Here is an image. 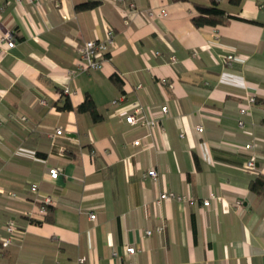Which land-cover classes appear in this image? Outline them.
Segmentation results:
<instances>
[{"label": "crops", "instance_id": "1", "mask_svg": "<svg viewBox=\"0 0 264 264\" xmlns=\"http://www.w3.org/2000/svg\"><path fill=\"white\" fill-rule=\"evenodd\" d=\"M218 1L234 18L196 27L193 3L208 0H0V40L16 42L0 57V241L8 220L18 227L0 264H264V192L249 188L264 176V0ZM84 2L96 5L75 9ZM107 29L102 68L70 73L78 46ZM86 96L101 121L76 111ZM136 101L150 130L121 115ZM251 155L255 173L243 168ZM33 183L53 197L51 220L26 215L39 205ZM164 191L186 200L157 205Z\"/></svg>", "mask_w": 264, "mask_h": 264}, {"label": "built area", "instance_id": "2", "mask_svg": "<svg viewBox=\"0 0 264 264\" xmlns=\"http://www.w3.org/2000/svg\"><path fill=\"white\" fill-rule=\"evenodd\" d=\"M20 1V0H18ZM40 0H28L31 4H38ZM130 8H134L133 4L129 5ZM154 10L149 9L147 10V14L149 16L154 15ZM159 13L163 16L167 14L166 10L161 8L159 10ZM15 38L14 36L6 31L2 33V37L0 40V44H5V47L0 46V57L7 51V49L12 48L15 46ZM114 43V32L111 29L106 30L105 37L103 39H94V40H85L83 41L77 48V54L79 62L76 66L75 71H72L70 73H76V72H86L89 70H99L103 66V62L106 61L107 58V52L109 50V47L113 45ZM158 53V52H156ZM235 60V56L231 53L225 54L222 56V62L224 64H231ZM176 58L174 56H170L169 62L171 64L176 63ZM161 83H166V79L162 78ZM140 87V85L138 86ZM66 93L69 92L67 88L64 90ZM43 102V101H42ZM256 102V96L254 94H251L247 96L246 103L239 108V114L245 115L248 113L249 108ZM160 111L162 113H166L168 111V108L166 105L161 106ZM123 116L125 122L129 125H144L150 130L156 125V122L154 120H148L146 118L143 106L140 104V102L136 101L131 110L129 112L123 111L121 113ZM21 119H24V117H21ZM239 126H243L244 122L242 119L238 120ZM197 130L201 132L203 128L201 126H197ZM150 132V131H149ZM63 133V130L61 128H57L55 135H61ZM53 137V135H52ZM134 146H138L140 144L139 140H134L133 142ZM254 147V143H247L245 144L246 149H251ZM256 157L254 155H251L250 158L246 161L244 164V170L248 173H255L256 172ZM48 176L50 179H55L59 176V171L57 168L52 167L48 169ZM158 175L157 171L155 169H150L146 173L143 174L144 177H152L156 178ZM30 191L37 195L35 200L39 203L38 206L33 207L31 210H29L26 215L29 219L32 220H43L44 217L47 215V206L51 205L53 203V197L50 194H45L42 196L39 195V186L36 183H33L29 187ZM168 199H176L179 201H185L186 197L182 195H176L174 192H167L164 191L159 194V196L155 199V203L158 205L164 200ZM218 199L217 196L214 194H211L208 199H205L203 201L204 206H209L212 200ZM241 202L239 200L236 201V204L239 205ZM90 219L94 220L96 215L94 213H91L89 215ZM18 227L16 224V221L14 219H10L5 224V230L8 233V236L3 238L0 241V246L2 249H5L10 246L12 242V235L17 231ZM163 231V226L157 227L154 230L152 229H146L144 231L146 236H151L154 233L155 234H161ZM125 252L128 254H133L135 252V248L133 246H125ZM86 257H81L78 260V264H85Z\"/></svg>", "mask_w": 264, "mask_h": 264}, {"label": "trees", "instance_id": "3", "mask_svg": "<svg viewBox=\"0 0 264 264\" xmlns=\"http://www.w3.org/2000/svg\"><path fill=\"white\" fill-rule=\"evenodd\" d=\"M229 3L233 5L239 6L241 0H229ZM194 8L196 10V14L192 17V22L196 27L203 26H218L226 24L229 19L234 18L231 15H227L226 12L220 7L218 0H208L207 3H199L194 2ZM96 5V2H84L77 4L75 6L76 10H86L90 9ZM113 79L115 83L118 85L121 83V78L115 74L113 75ZM63 110H71L73 109L69 100H65L62 107ZM77 112L89 113L92 121L99 122L102 120V115L98 113L96 106L90 96H86L83 102H81L76 107ZM250 190L257 194H262L264 192V176L259 175L255 179L250 182L249 186ZM52 218V206H47V215L45 217L46 220H51ZM33 222H39L37 220H32Z\"/></svg>", "mask_w": 264, "mask_h": 264}]
</instances>
